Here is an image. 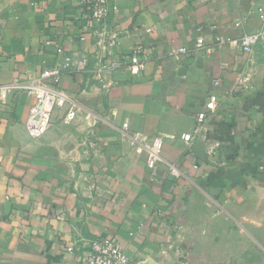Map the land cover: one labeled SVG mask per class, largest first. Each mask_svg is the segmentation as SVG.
I'll return each mask as SVG.
<instances>
[{"label":"crops","instance_id":"1","mask_svg":"<svg viewBox=\"0 0 264 264\" xmlns=\"http://www.w3.org/2000/svg\"><path fill=\"white\" fill-rule=\"evenodd\" d=\"M110 3L111 51L143 45L139 76L95 73L81 0H0V88L39 78L61 54L90 58L60 82L80 110L71 124L57 109L34 138L32 92L0 106V264H87L96 238H115L130 264H264V45L239 46L261 28L263 0ZM215 79L222 100L203 145L188 144ZM136 133L144 146L164 139L155 170Z\"/></svg>","mask_w":264,"mask_h":264},{"label":"built area","instance_id":"2","mask_svg":"<svg viewBox=\"0 0 264 264\" xmlns=\"http://www.w3.org/2000/svg\"><path fill=\"white\" fill-rule=\"evenodd\" d=\"M85 8V28L92 34L97 46L95 55L96 74L104 77L109 73L119 70H127L134 76H139L145 69L146 63L142 58L145 47L141 44L135 46L130 54L120 58L114 57L111 51L116 40L110 37L109 17L112 12L110 0H81ZM262 21L261 28L254 32H243L239 37V46L244 53L250 54L254 48L264 45V0L258 8ZM148 29L147 32H150ZM220 40V38H218ZM203 43L198 39L197 46ZM61 52V51H60ZM187 48L179 47L174 53H186ZM90 62L88 54L74 51L61 54L54 64L42 72L39 78L28 82L16 81L0 88V106L7 100L8 94L13 90H27L34 94V102L30 107L29 116L26 122L29 133L32 137L38 138L45 134L53 125V118L57 109H63V122L71 124L79 116L80 110L74 99L60 86L64 73L72 70H84ZM243 81V80H242ZM221 80L215 79L212 83L208 100L205 107L196 116V125L191 131L184 132L182 140L191 144L202 137L206 122L212 119L222 100L221 94L215 89L220 86ZM139 152L146 151V166L155 170L163 161L164 139L161 136L155 137L151 144L144 146L140 140V134L133 135ZM74 252V247L67 249ZM131 259L125 252L123 246L115 238H96L91 242V252L87 264H130Z\"/></svg>","mask_w":264,"mask_h":264},{"label":"water","instance_id":"3","mask_svg":"<svg viewBox=\"0 0 264 264\" xmlns=\"http://www.w3.org/2000/svg\"><path fill=\"white\" fill-rule=\"evenodd\" d=\"M197 144L203 145V142H201L200 140H197ZM140 264H153V261L149 260V261H146V262H143V263H140Z\"/></svg>","mask_w":264,"mask_h":264}]
</instances>
